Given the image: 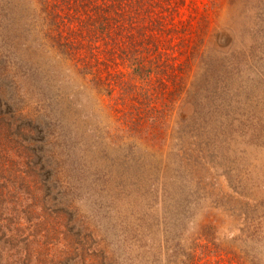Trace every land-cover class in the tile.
<instances>
[{"label": "trees", "instance_id": "trees-1", "mask_svg": "<svg viewBox=\"0 0 264 264\" xmlns=\"http://www.w3.org/2000/svg\"><path fill=\"white\" fill-rule=\"evenodd\" d=\"M124 6V0H0V182L23 173L32 185L57 163L58 172L46 170L54 181L42 184H56L57 177L61 196L70 197L53 202L55 213L68 222L67 232H78L70 248L82 264L85 259L93 261L89 264H264V201H256L264 175L251 178L241 169L249 156L260 159V172L264 167V123L198 121L199 111L166 120L172 114L157 108L149 93L151 74L169 66L178 92L182 64H168V56L154 48L148 34L156 28L153 21L137 29L146 43L127 53ZM124 53L147 90L139 92L116 70L115 59L123 60ZM45 67L52 79H60L58 85L76 73L101 87L116 125L94 120L77 93L72 103L63 95L67 112L49 102H43L50 107L47 113L35 110L32 100H24V89ZM246 187L259 197L242 195ZM7 191L0 185V264H20L28 255L17 249L28 238L8 226ZM195 192L204 201H191ZM204 204L237 217L234 231L213 220L200 222ZM100 208L108 220L94 214ZM149 214L151 225L145 222ZM9 254L13 258L7 260Z\"/></svg>", "mask_w": 264, "mask_h": 264}, {"label": "rangeland", "instance_id": "rangeland-1", "mask_svg": "<svg viewBox=\"0 0 264 264\" xmlns=\"http://www.w3.org/2000/svg\"><path fill=\"white\" fill-rule=\"evenodd\" d=\"M149 1L152 2L151 7L146 6ZM149 1L124 0L125 10L121 21L123 48L128 53L132 46L138 47L140 43H146L144 40L147 38L138 36L137 29L153 21L156 28L152 26L148 34L153 37L154 48L168 56L169 61L165 60L168 64H182V71L175 72L182 78V86L178 92H174L169 78L172 75L169 66L163 69L164 73L151 74L149 93L157 108H167L166 113L172 114L166 120L178 121L179 113L193 114L199 111V116L194 118L198 121L264 123V0ZM124 56L123 60L114 57L115 62L120 65L115 69L128 82L132 81L137 85L139 92L147 90V81L133 73L125 53ZM111 69L112 66L109 70ZM66 70L69 72L67 67ZM111 71L113 75L115 70ZM38 74L30 78L31 85L26 86L23 94L24 100L27 98L33 101L35 110H45L47 113L50 107L43 102H49L48 104L52 103L67 112V106L63 105L66 99L63 95L71 102L72 96L77 93L76 98L84 110L92 111L94 120H99L104 125H116L115 114L108 107L107 97L103 95L101 87L93 88L89 80L76 73L68 75L71 80L65 81L64 86L58 85L56 83H60V79H52V72L47 67ZM102 75L105 78L107 73ZM56 153L65 154L61 151ZM257 158L249 156L241 162V169L246 167L251 178L258 174L264 175V167L260 172L256 165L260 160ZM58 168V164L53 163L51 168L43 169L41 175L32 180V185H29L31 180L27 181V177L31 176L23 173L11 181L0 182V185L8 188V198L4 200L8 201L5 212L8 226L15 229L18 235L24 234L28 238V243L21 244L17 249L19 252L25 250L24 254L28 255L26 261L22 258L20 264H82L79 255L70 248V243L77 239L78 232L75 228H69L67 232L68 222L55 213L58 209L53 202L69 201L70 197L61 196V181L57 177L56 184H42V181H54L48 173H56ZM240 193L250 197L258 196L251 187L242 189ZM261 193L262 200L256 198V201H264V188ZM184 194L187 196L191 193L186 191ZM190 199L204 201L198 200L196 192ZM41 201H49V204H40ZM176 201H181V198H176ZM204 205L201 213L205 215L198 218L200 222L213 220L222 224L226 230L231 228L230 231H234L237 217L220 215ZM44 207L49 209L48 214L43 212ZM120 213L121 218L123 214ZM94 214L100 217L104 215L105 217H101L103 221L109 219L104 208ZM40 215L41 219L37 221L31 218ZM153 218L149 214L145 218L146 224L151 225ZM42 224L43 228L39 227ZM10 251L12 253L14 249ZM12 258L13 254H9L7 260ZM90 260L85 259V264H89Z\"/></svg>", "mask_w": 264, "mask_h": 264}]
</instances>
